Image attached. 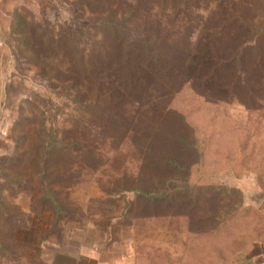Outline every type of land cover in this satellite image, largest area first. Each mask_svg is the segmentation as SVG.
<instances>
[{
  "label": "rangeland",
  "instance_id": "374dc122",
  "mask_svg": "<svg viewBox=\"0 0 264 264\" xmlns=\"http://www.w3.org/2000/svg\"><path fill=\"white\" fill-rule=\"evenodd\" d=\"M262 20L264 0H0V261L264 264V45L231 60ZM194 139L198 188L169 163Z\"/></svg>",
  "mask_w": 264,
  "mask_h": 264
},
{
  "label": "trees",
  "instance_id": "16d2710c",
  "mask_svg": "<svg viewBox=\"0 0 264 264\" xmlns=\"http://www.w3.org/2000/svg\"><path fill=\"white\" fill-rule=\"evenodd\" d=\"M253 25V26H252ZM98 26L102 29L103 31L108 33H111L110 31H114L117 28H113L112 23L109 21V19L104 20L101 22V24H98ZM241 33L244 35H247V33H251V36H245L244 43L240 46H235L233 47L232 51H236V55L233 57V59L236 62V64L242 66V62L246 58V56H249V54H254L257 53V51H261L260 49L262 48V45H264V20L257 24H249L246 25V28L243 29L241 27ZM235 58V59H234ZM232 63L226 64L227 67H230ZM184 142V146L187 149V151H192L193 153H196L197 157L194 163L191 164V167L188 169H182V167L185 165L184 162L174 160V159H169V163L173 164L175 167H178L180 172L182 171L185 176H187L190 172L192 175V179L190 181H185L186 184H190V188H198V187H204L207 185V180H201L199 179V170L201 167V163L203 162L202 159V152L203 150L199 148L198 140L194 139L192 143L189 142ZM212 182H209V184ZM171 186L168 187V190L166 193L161 192V191H153V192H148L143 189L138 190V193L143 197L144 199H153V200H163L167 196H170L171 189L176 186H173V184H170Z\"/></svg>",
  "mask_w": 264,
  "mask_h": 264
},
{
  "label": "crops",
  "instance_id": "0c3cea01",
  "mask_svg": "<svg viewBox=\"0 0 264 264\" xmlns=\"http://www.w3.org/2000/svg\"><path fill=\"white\" fill-rule=\"evenodd\" d=\"M82 253V252H80ZM80 255V254H79ZM79 255L78 256H74V255H70L68 254L67 261L63 262L62 264H80L81 262L78 260L79 258ZM0 264H23L21 261H17V262H10V261H0ZM50 264H57V262L53 263V262H50ZM59 264H61V262H59Z\"/></svg>",
  "mask_w": 264,
  "mask_h": 264
},
{
  "label": "water",
  "instance_id": "95a60500",
  "mask_svg": "<svg viewBox=\"0 0 264 264\" xmlns=\"http://www.w3.org/2000/svg\"><path fill=\"white\" fill-rule=\"evenodd\" d=\"M246 199L250 202L259 205L262 200H264V194L262 192L256 191V192H247L246 193Z\"/></svg>",
  "mask_w": 264,
  "mask_h": 264
}]
</instances>
